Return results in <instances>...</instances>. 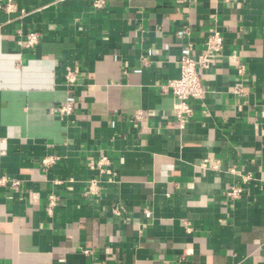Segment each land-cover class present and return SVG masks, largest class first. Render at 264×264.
Wrapping results in <instances>:
<instances>
[{
	"label": "crops",
	"instance_id": "0c3cea01",
	"mask_svg": "<svg viewBox=\"0 0 264 264\" xmlns=\"http://www.w3.org/2000/svg\"><path fill=\"white\" fill-rule=\"evenodd\" d=\"M7 1L0 175L22 186L0 188V264H264V0ZM29 32L39 43L23 49ZM214 32L222 51L181 128L160 87L179 77L187 45L198 54ZM69 101L71 116L52 113ZM101 156L113 178L84 199ZM51 191L62 203L49 217Z\"/></svg>",
	"mask_w": 264,
	"mask_h": 264
},
{
	"label": "built area",
	"instance_id": "2783aa9c",
	"mask_svg": "<svg viewBox=\"0 0 264 264\" xmlns=\"http://www.w3.org/2000/svg\"><path fill=\"white\" fill-rule=\"evenodd\" d=\"M103 5L101 0H94L93 7L101 8ZM14 7L13 3L8 0L5 5V10L8 11ZM188 32V29L187 31ZM39 43V35L37 33L29 32L24 35L23 39L19 41V46L23 49L35 48ZM224 45L223 37L214 32L209 35L204 43V48L200 53L195 54L193 45L188 44L185 53L179 60V77L169 81L166 85L160 87L162 93L170 94L175 104L173 106V115L180 127L186 125L187 120L192 116L191 101L202 97L204 90L201 85L200 76L203 72L209 71L221 53ZM244 67H239V73L242 74ZM65 84L69 93L74 92V87L77 82V74L74 71L68 70L64 76ZM236 93H239L237 90ZM74 103L69 101L65 104L59 105L52 109V113H56L63 117H69L74 113ZM59 157L55 155L46 156L40 161V168L46 172L53 167L58 161ZM88 169L95 175L86 182V189L82 193V198H95L100 195L103 190L104 183H110L112 180V169L110 161L107 157L101 156L94 161H89ZM213 169L219 171L218 165H214ZM234 173L233 170H230ZM250 180L249 176L243 177L242 183L231 185L224 194L226 203L232 205L243 194V185ZM73 183V179L67 181L55 180L53 182L54 188H58L64 184ZM22 181L9 177L7 175H0V188H9L13 192L20 191ZM62 201L61 197L55 192L51 191L46 199L45 211L49 217H52L55 210L60 207ZM113 212L118 213V209L114 208Z\"/></svg>",
	"mask_w": 264,
	"mask_h": 264
}]
</instances>
